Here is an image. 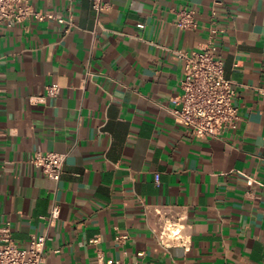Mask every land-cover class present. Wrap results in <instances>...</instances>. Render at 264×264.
<instances>
[{
  "label": "crops",
  "instance_id": "1",
  "mask_svg": "<svg viewBox=\"0 0 264 264\" xmlns=\"http://www.w3.org/2000/svg\"><path fill=\"white\" fill-rule=\"evenodd\" d=\"M102 2L96 16L92 0L33 1L72 17L68 33L0 25V226L19 248L45 235V264H264V0ZM182 11L194 27H176ZM211 29L239 120L202 140L167 110L181 94L173 52L200 51ZM36 152L65 155L57 182L27 163ZM167 208L187 250L158 243Z\"/></svg>",
  "mask_w": 264,
  "mask_h": 264
},
{
  "label": "built area",
  "instance_id": "2",
  "mask_svg": "<svg viewBox=\"0 0 264 264\" xmlns=\"http://www.w3.org/2000/svg\"><path fill=\"white\" fill-rule=\"evenodd\" d=\"M34 0H0V25L7 28L25 21L56 22L65 26L68 33L74 26L73 18L63 19L53 14L39 12L33 7ZM105 5L102 0H92V9L98 16ZM99 22L96 20V25ZM195 26L194 12L182 11L178 14L176 27L187 30ZM221 31L211 29L205 46L198 52L173 54L182 64L181 94L175 101L177 108L167 110L173 122L189 130L197 139H216L223 132L235 129L239 120L238 109L233 105L234 83L225 77L224 66L217 57L214 39ZM45 94L55 97L59 88L56 85L45 87ZM64 154L34 153L27 163L39 169L49 180L57 182L61 175ZM157 240L161 247L168 249L181 247L187 250L190 238L186 234L183 215L167 208L155 212ZM59 216L58 206H52L50 222ZM123 239L125 237H122ZM45 235L32 238L26 248H19L14 242L9 223L0 226V264H45L43 258ZM96 240H93L95 242ZM93 264H126L119 260H105L97 256Z\"/></svg>",
  "mask_w": 264,
  "mask_h": 264
}]
</instances>
